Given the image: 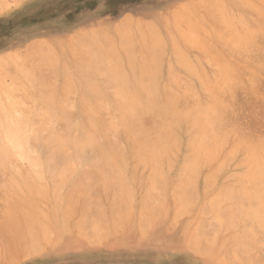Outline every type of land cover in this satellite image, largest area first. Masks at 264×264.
<instances>
[{
  "label": "bare ground",
  "instance_id": "6f19581e",
  "mask_svg": "<svg viewBox=\"0 0 264 264\" xmlns=\"http://www.w3.org/2000/svg\"><path fill=\"white\" fill-rule=\"evenodd\" d=\"M222 1L199 0L198 4L192 5L191 7L189 6L187 10L189 9L188 12L195 11L194 9L197 8L194 7L198 5L204 7L203 4L205 7L208 6L207 9L210 10V14L218 20L217 23L222 24V27H220L221 29L219 27L216 29L215 27L216 30H212L214 36L218 35L219 37V35H223L229 37V34L231 33H228L231 30L230 26H232V29L236 27L235 20L237 19H234L235 13L231 8L234 7L235 0L229 2ZM236 1L239 2V0ZM247 1L240 0V3H247ZM238 6H241V4ZM245 6H247V8L249 7V9L250 7H253V9L256 10L260 5L258 4L257 6L255 2L252 0L250 2L249 0L248 4ZM204 10H206V8ZM209 10H206V12H209ZM259 10V13L261 14L262 10ZM185 11L182 12L180 10L175 16H173L174 23L178 25V29H180L179 26H181L179 25L180 20L184 22L187 18L190 19V17L186 18L188 15H185ZM242 14H244V10L242 11L241 16ZM243 18L241 17L240 20ZM216 19H214V21ZM128 20L129 18L125 17L122 21H119L116 24V27L125 24ZM240 22L241 21H239V23ZM257 24L256 26H259L262 28L260 30H263L261 22L260 24L259 22ZM244 25H246V22H244ZM244 25L242 24V27H244ZM150 26L147 25V30H151ZM189 26L190 27L186 26L185 30L183 27L181 28L178 39L170 34L169 35L171 40L170 44L174 51L176 54H181L178 59L180 58L183 61L187 59L186 62L184 61L185 63H189L190 61L192 63L183 65L184 63L182 62V66L186 67V71H191L192 74H194L197 71V68L193 67L195 64L193 65L192 59L189 58L190 56L186 58V53L184 51H181L180 53V42L186 44L187 42H191V44L194 43L193 45L201 43L202 49H200V52L204 50V53L208 57L214 54L217 56L218 54L216 51L218 52V48H214L215 46L213 45V47V43L211 41L209 42L208 39L196 41L194 40L196 37H193L192 40L190 37V31L192 30L193 24L189 23ZM125 27L117 28V32H114L113 34L120 38V41L118 42L121 46L128 44L129 48L127 49L121 48L115 50L108 46L107 42H105L106 45H103L99 41H96L99 39L94 40L92 34L85 33L87 32L85 31V34L83 33L76 37L69 36L65 41H63V39H56L44 42L41 39V45H38L39 43L33 39L36 43L32 40L33 43H31L33 45L29 43V48L30 50L34 49L35 51L32 50V52H30L28 49V53L22 60L10 53L8 59L3 60V58L0 57L3 60H0V170L2 169L6 176L9 177L10 183H8V186H11V189H16V191L20 193L18 198L14 201L16 202V206L10 209V213L11 210L13 212L10 216L7 215V217L4 218V223L7 227L2 228H5V231H7L6 229H9L10 227V230H13V233L10 235V240L9 237H6V241L8 240L6 244H8L9 247L6 251L4 248L2 249L3 252L0 253V264L11 263L16 259L19 260L22 255L25 256L36 253L38 254L42 251L44 252L49 249L50 246H55L57 243L63 244L65 240L73 242V239H76L78 242H81V239L85 238L87 240H94L95 242H103L106 241L108 237L110 239V235H113L117 228L121 226L131 227L139 236H144L146 234L145 237L153 227H158L161 230L176 229L177 231H180L177 238L179 243L196 251H200L203 247L208 245L207 242H203V239L205 238L204 226H206L204 225V222L209 220V218L216 221L218 220L220 222L219 228L223 226L224 230L221 231V229L216 228V233L214 232L216 235L213 233L215 236L211 235L212 233H209L211 235L210 237L207 235L206 238H210V243L214 246L215 244L224 245L227 242V239H232V243L230 242L231 244H233V242H237L238 244L236 243L231 246V248L234 246H241L239 249H245L242 251V253H245L250 250L249 247L245 248V245H247V243H244L245 240L247 241L246 238H248V241L250 239L249 242L252 244L248 243L249 246H253V242L258 241L257 237L256 240H254V237L248 232L250 235H248L249 238L247 234H245V228L248 224L256 225V222H258L259 227L260 225L261 227L264 226V139L262 138L263 136H259V139L262 140L256 139L257 141L253 142V140L250 139V141L248 138H252V136L254 137L255 133L253 135L251 134L252 136L249 135L244 138L249 129L248 131H242V128L241 131L243 133L240 131L242 126L240 123H238L239 125L237 124L238 120L236 121V118L239 117L238 114H235L237 116L235 117L236 122L233 121L234 119L231 117L229 120L225 119V115L227 114L225 112H229V109L230 111H233L232 114L235 113V109L231 108H234V106H232L233 101H231V104L227 99V94L229 93L228 95H232L231 97L229 96V99L235 101L237 98L235 95L237 93L234 89L237 86H245V81L243 80V82L240 79L241 76H239L238 72L234 71V68L233 70H229L234 66L229 67V62L227 61L225 62V65L227 63L228 66L226 65L221 69H217L214 73H211V70H209V74L208 72H205L206 70L203 71V66L202 68L199 66L200 69H202L200 72L197 71V78L200 82L198 84L201 85H199V87H201V90L203 89L207 91L209 97L206 96V98L211 97V99L207 103L210 107H198L196 105L198 107L196 108L194 104L189 105V103H187V100L190 99L189 96L194 98L197 95L196 92L198 91H196V87H193L195 84L193 85L188 82L187 84L174 82V75L176 74L173 75V69H169V75L172 76V80L174 79L172 81V84H174L173 86L176 88L177 84L175 85V83H178L177 87L179 88L180 85L181 89L179 88L177 91L174 87L172 88L169 86L167 89L171 87L174 91L170 88V91L167 92L164 90L166 87H162L163 91L167 93L164 92V94H161V91L159 92L157 79L158 74L160 73L159 68L162 61L161 57L164 55L162 51L163 49L164 51L166 49V44L164 43L165 39L160 40V37L156 34L157 31H150V35L151 33H154V35H151L154 39L145 42V32V35H142V32L140 31L141 28H136V30L144 36L142 37L139 35L141 42H144L143 47H146L144 48L145 50L142 52V55H139V53L136 54L134 52V45L142 43L134 38L135 33L133 34L132 32H129V30H125ZM247 28L245 30H243L244 28L241 29L244 32H241V30L240 32L242 33L243 38H245L246 35H249L247 37L251 41V39H254L251 37V34L258 31H256L255 27V30H247ZM168 32L170 33V31ZM197 33L199 32H196L195 34ZM258 33L260 34V31ZM232 35L230 37H232ZM254 35L256 39L257 34L254 33L252 36ZM102 36L103 35L100 37ZM95 37L98 38V34H96ZM260 37H258V39ZM105 39H107L106 35L103 37V40ZM114 39L116 40V37ZM225 40L227 41V38H225ZM233 40L231 43L234 42ZM243 43L244 41L242 44ZM35 45L38 46V48H35ZM235 46L236 45H234V49H237L238 51V47L235 48ZM262 48L263 47H261V49ZM261 49L258 50L261 51ZM138 50L140 51V49ZM231 52H233V49ZM238 52L235 50L234 54L237 53V55H239ZM246 53L248 54L249 52ZM36 54L38 55V58L36 57L37 62L35 61V64H31V62L29 63L28 61H30V58H33ZM115 55H119L121 61L115 67H111L110 60ZM218 56V60H221V56ZM262 57L264 56L262 55ZM69 60L76 66L77 76L71 75L72 73L68 69ZM175 60L178 61L177 59ZM222 60H224V56ZM197 63L200 64V61ZM257 66L259 67L260 63L257 64ZM28 67H31L32 69L30 70ZM238 69L239 71L242 70L240 67H238ZM45 70H48V72ZM128 70L132 71L133 78L130 81H124L122 78ZM56 71H61L64 74L62 75L64 77V81L62 78L63 84L60 83L62 84V86L60 85L61 94L58 89L59 87L57 88L53 85H57L58 82L50 83L49 80L52 78L50 77L51 74H49L50 76L45 75V72H50L52 73V76L58 77L59 75ZM261 71L263 72L264 69ZM228 72L232 74L231 76L235 74V78L238 77L237 81H235V78L231 80V78H233L231 76L230 78H227V76H229ZM100 74L105 75V78H108V81L103 82L104 80L97 79L98 75L100 77ZM244 75L247 76L249 74ZM251 75L249 77L253 80V76L251 77ZM3 76H8L11 79L9 84L8 81L7 83L3 82ZM57 77H55V79ZM226 78L227 81H225ZM240 81H242L243 84H240ZM251 86L253 88L252 83ZM74 88H80L81 90H79V106H81L79 110L80 113L82 112V114L85 115V124L83 119L81 118V122L80 116H78L80 121L75 120V122H73L72 120L73 123L69 125L70 123L68 119L72 116L74 118L75 116L72 114L73 111H70V108L71 110L72 108H75L72 107L75 106V104L68 99V97H70L69 95L72 94L71 92L74 93ZM110 88L112 89L110 92L113 91V94L109 96L107 93L108 95L106 96L105 92ZM241 91L239 93H241ZM253 91L256 92V90ZM232 92H234L233 94H236H230ZM67 93L69 95L66 96ZM193 93L195 95H193ZM62 94L63 96H61ZM195 100L197 101L196 98ZM198 102L201 101L198 100ZM109 103L111 105H109ZM245 104L247 103L245 102ZM69 105H71V107H68ZM260 107L261 106H259V109ZM249 108L250 106L248 107V110ZM261 108L264 109L263 105ZM246 111H243L244 116H246ZM248 113L250 114V111H248ZM106 114H110L109 116L111 117L109 118L107 115L106 117L108 119H106L104 117ZM229 114L227 115L230 116ZM239 114L242 115L243 113ZM145 115L150 116V118H147L150 121L145 119ZM185 116L188 117L187 120L192 122L194 127L198 130V136L196 137V135L193 134L194 137L192 136L193 139L190 141V144H193V147L198 151L194 154L192 153L193 158L190 162L188 160V164H186L187 162H183V164L188 165V167L179 168H183L181 173L182 177L178 174L179 181H176L177 183L174 181V186H172L173 189L170 193L172 195V203L170 207L171 213L166 215V212L164 211H168L169 208L161 206L163 202L162 199L165 196H163V193L161 194V189H158L159 185L157 184L162 175L164 178L166 176H164L165 174L159 175V165L162 162V159L167 157V150L172 149L171 147L173 145L177 143L179 145V142L181 143V141H178L177 139L179 135L176 136L177 134L174 132L183 129L180 126L182 124L179 125V128H181L180 130H177L178 128L176 129V127ZM228 116L227 118H229ZM61 120L62 122L64 121L63 123L66 122V125L61 123V126L63 124L66 127L62 126L63 131L65 129L67 131H62L63 134L58 127H55V125L53 126L54 121L61 122ZM226 120L227 123H225ZM256 120L255 124L258 123V121L256 123ZM229 121L235 122L236 125L234 126V123H232V126L229 127V125H231V123L227 125ZM77 122H80V124ZM74 123L80 125H78L79 130L77 128V130L80 131V133L78 132L79 137L77 135V137H74V133L77 132L73 129V126L75 125ZM81 123L83 126H81ZM259 123L257 125H259ZM48 124L50 125L48 126ZM71 128L73 129V136ZM247 128H249V126ZM258 128L259 127H257V129ZM263 128L264 127L262 126V129ZM262 131L264 132V130ZM186 132L188 133V130ZM181 133L180 136H182ZM241 133L243 136L240 135ZM123 141L129 142V149L126 150V148L122 146ZM186 145L189 146V144ZM85 146H87V148L89 146L90 149L92 148L91 150L94 149L96 155L90 158V161L87 159L89 165L84 169L76 171L79 165L75 167L76 164L74 165L75 162H73V155H70L68 156L69 158L67 157L63 160H61L62 158L60 159L61 154H67V152L71 151L70 148H77L78 151L82 148L83 155L85 156V152L83 151V149H85L83 147ZM188 146H185V148ZM179 148L180 147H178V149ZM90 149L89 151H91ZM47 150L48 152L46 153ZM65 151L67 152L65 153ZM78 151L76 150L75 152L78 153ZM170 152H172V150H170ZM185 153L186 152L184 151L182 155ZM189 153H186V155ZM177 154H173L175 160ZM77 156L80 157L81 155H76L75 161H78ZM184 157L185 155L182 157V160ZM234 157H239L240 163L245 165V170L241 173L237 172L238 174L235 172L226 173V170H224L225 161L229 160L227 161L228 167L230 161L234 160ZM127 158L131 160L130 166H128ZM171 159L175 162L174 158L167 160L170 162ZM168 161H163V163ZM22 162L27 164L24 163L26 167L21 165L23 164ZM203 162L209 164L208 173L203 175V177L205 176L203 182L208 189V195L204 198L202 205L198 209V216L192 221V223L180 222L179 217L188 210L190 211L193 200H196L199 196L197 195L199 193L198 189L194 188L196 177L199 178L200 176V170H198V167H200L199 165ZM235 164L233 166L236 167L237 164ZM204 165L202 164V166ZM143 166H148L149 172H145L147 168L143 169ZM173 166L174 165H172V167ZM140 167L142 168L143 173L139 171ZM163 168H161V172L165 173L166 171H162ZM166 169L170 171L172 168ZM197 172L199 174H197ZM220 176L223 181L217 184L216 181ZM147 179L153 180L157 185L153 182L155 185H152L151 183L149 188H147L148 185L145 187L142 182ZM163 179H161L162 182L160 184H164ZM227 180H230V183H226ZM164 186L161 185V188L163 187L164 189ZM137 188H139V190H144V192L142 191L141 195L138 196L139 198L136 197V194H140L137 193ZM206 188L203 187V190L205 191ZM194 190L197 191V193L194 192ZM159 196L162 201L161 203L158 201ZM161 196H163V198ZM165 199L166 197L164 200ZM196 202L197 201H195V203ZM133 211H135L137 215L130 216L129 213ZM222 211L228 213V216L224 218L226 221H222L223 217L222 220L220 219V213ZM159 218L162 220L161 225L156 224ZM208 224L210 223L208 222ZM240 224L243 225L240 226ZM255 225L254 231L255 229H262H257L258 225L255 228ZM230 226L233 227V230L230 229ZM206 228H209V226ZM211 230L214 231L213 229ZM262 230L264 231V228ZM208 232L209 229L207 233ZM1 233L3 232L1 231L0 234ZM87 236L90 237L87 238ZM211 237L213 238V241L211 240ZM177 239L174 238L170 241H175ZM251 240H253V242ZM90 243L93 242L90 241ZM202 243L207 244L202 245ZM1 244L3 245V243ZM205 248H207V246ZM215 248L213 253H220L222 246H215ZM246 249L248 250L246 251ZM207 250L208 248L206 251ZM230 250L233 251L232 249ZM230 250H227L226 248L225 252L227 254L231 253L228 252ZM251 250L253 251V248ZM251 250L250 252H252ZM239 252H236L237 255ZM236 253L232 254L235 258ZM244 256H246V254H244ZM233 257L230 258L235 259ZM250 258H253V256ZM239 259H241V257ZM248 260L250 261V259Z\"/></svg>",
  "mask_w": 264,
  "mask_h": 264
},
{
  "label": "rangeland",
  "instance_id": "374dc122",
  "mask_svg": "<svg viewBox=\"0 0 264 264\" xmlns=\"http://www.w3.org/2000/svg\"><path fill=\"white\" fill-rule=\"evenodd\" d=\"M223 1L229 2L231 0H223ZM248 1H247V3L244 2L245 5L248 4ZM252 1L255 2L257 4V6H258V4L260 5L256 8V10L258 9L257 11L255 9H253V7H250V9H249V7L247 8V6H245L244 3H240V0H239V2L235 0V5H234V7H231V8H232L233 12L235 13L234 19L238 20V18H239V20H238V22H237V20H235L236 27H234L232 29V26H230V29L232 31L230 30L228 33L231 32L230 34L231 35L233 34L232 37H230L231 35L229 34L230 38L228 36H223V35L222 36L219 35L220 38L218 37V35H215L216 36V38H215L213 31H214L215 27H216V29L218 27L219 28L222 27V24L217 23L218 20L213 15L210 14V10L207 9L208 6L205 7V5L203 4L204 7H202L200 5L194 7V8H197V9L193 8L195 11L188 12L189 9L187 10V8L189 6L191 7L192 5L198 4L199 0H0V4H1L0 5V8H1L0 9V57H2L3 60L8 59V57L10 56L9 55V53H10L12 55L17 56V58H21V60H22V59H24V57L28 53L27 52L28 49L30 50L29 43H31V42L33 43V41H35V40L39 43L38 45H41L40 42L42 43V41L45 42V41H52V40H56V39H63V41H65L66 38H68L69 36L76 37L78 35H82L85 31H87L85 33L92 34V38L94 40L99 39L96 41H99L103 45H106L105 42H107L108 46H110L111 48H113L115 50H117V49L119 50L121 48L127 49V48H129L128 44H124L123 46H121L118 42V41H120V38L113 34L114 32H117V28L126 26L125 30H129V32H132L133 34L135 33L134 38L140 43H142L140 40V37H139V35H141V34L138 32V30H136V28L137 29L141 28L140 31L142 32V35L146 34V37L141 35L142 37L145 38V40H146L145 42H148V41H151L152 39H154V37L151 36L152 34L154 35V33H151V35H150V31H152V32L157 31L156 34H157V36L160 37L159 39L160 40L165 39L164 43L166 44L165 45V48H166L165 51L163 49L164 47L162 48L163 49L162 52L164 55H162L163 57H161L162 61L160 63V68H159V72L161 74L160 73H159L160 75L158 74V79H157L159 92L161 91L160 92L161 94H164L165 91L169 92L171 87L172 88L174 87V89H176L177 91L179 90V88L181 89L180 85H179V88L177 87L178 83H175V85L177 84L176 88H175V86H173L174 84H172V81L174 79H175L174 82H180L182 84H184V83L187 84V82L190 84H193V85L195 84V86H193V85L192 86L194 88L196 87V91H198V92H196L197 95L195 97L193 96L194 98L189 96L190 99L187 100L188 101L187 103H189V105L194 104V106L196 108H198V107H210V105H207V103L211 99V97L206 98V96L209 97V94H207L208 92L203 90V89L201 90V87H199L200 84H198V83H200V82L198 81L199 79L197 78L198 77L197 71L200 72L203 69V71L206 70L205 72L206 73L208 72V74L210 72L209 70H211V73H214V71H216L217 69H221L222 67H225L227 65V63L225 65L226 61L229 62V64H228L229 67H231V66H234V67H232L231 69H229V68L228 69L233 70V68H234V71L238 72L239 76H241L240 79L242 81L243 80L245 81V82L243 81L245 83V86L244 85L243 86L241 85L242 87L237 86L236 88H238V89H236V88L234 89L235 92L237 93V94L235 93L236 95L233 94L234 92L230 93V94L235 95V97H237L235 99V101L230 100L229 96L231 97L232 95H228L229 93L227 94V99L230 102L233 101V104H232V102H231V104H232V106H234V108L233 107H231V108L235 109V111H234L235 113L232 114L233 111H230V109H229L230 114H229V112H225V113L229 114L230 116H228L226 114L225 119L229 120L231 117L232 119H234L233 121H235V117H237L236 115L238 114L239 117L241 118V120L239 117H237L236 121L238 120L237 124L240 123L242 126V127L240 126L241 128L239 127L240 131L242 128H243L242 131H244V130L248 131V129H249V131L246 133L247 135L245 136V134H244V136H245L244 138L248 137L251 134L253 135L255 133L254 137L251 135L252 138L251 137L248 138L249 140L252 139L253 142H255V141H257L256 139H259V136H263L262 138L264 139V132L262 131V130H264V128L262 129V126L264 127V124H263L264 123V109L261 108L262 105L264 107V92H262V91H264V84H263L264 83V71L263 72L261 71L262 69H264V67H263L264 66L263 65L264 59H262V58H264V57H262V55L264 56V49H263L264 48V35H263L264 34L263 33L264 32V22H263L264 21V12H263L264 11V0H252ZM250 2H251V0H250ZM237 3H238V5L241 4V6H238ZM242 4L244 5V7ZM205 8H206V10H209V12H206V10H204ZM182 9H184V10H182ZM259 9L262 10L261 14L259 13V11H260ZM178 10L179 11L181 10L182 12L187 10V11H185V15L186 14L188 15V16H186V18L190 17V19H192V20H190L187 18V20H185L184 22L180 20L179 21V23H180L179 25H181V26H179L180 29H178V27H177L178 25H176V23H174L175 21L173 20L174 19L173 16H175V14L179 12ZM243 10H244V14H242V16H241V13ZM172 12H174V13H172ZM131 16H132V18H131ZM237 16H239V17H237ZM125 17L129 18V20L125 24L116 27V24L119 21H122ZM241 17L242 18L244 17L242 19L243 21L240 20ZM213 18L216 20L214 21ZM245 19H246V21H245ZM247 20H248V23H247ZM186 21H187V24H186ZM239 21H241L242 23L240 22L241 23L240 24ZM244 22H246V25L248 24L247 25L248 28L246 27V25H244ZM256 22L257 23L259 22V24L261 22L263 30H260L262 28H260L259 26L258 27L256 26V24H257ZM189 23L193 24L192 30L190 31L191 32V35H190L191 39L193 40V37H196L194 39L196 41H200L202 39H204V40L208 39L209 42L211 41L213 43L212 46L214 45L215 46V47L213 46L214 48H216V49L218 48L217 49L218 52L216 51V53L221 56L220 59L221 58L223 59V56H224L225 61L222 59L221 60L223 62L221 60H218L219 59L218 55L216 56L214 54V55H211L208 57L204 53L205 52L204 50H202V52H200L201 51L200 49H202L201 43H197V44L195 43L196 45H193L194 44L193 42H192L193 44H191V42H187V44L184 42H180V44H179L181 47L180 48L181 50H179L180 53H181V51H184L187 54L186 55L184 53L186 58L190 56L189 58L192 59L193 65L195 64V66H193V67L197 68L196 69L197 71L194 74H192L191 71L190 72L186 71L187 70L186 67H183L182 64L184 63L183 65H185V64L187 65V64H190L191 61L189 63H185L187 59L184 60L185 62L183 60H181L180 58H179L180 60L178 59V57L181 54H179V53L176 54V52L174 51L172 45L170 44V42H171L170 35H172L176 39H178L181 28L183 27L185 30L186 26L190 27ZM137 24L139 27L137 26ZM140 24H141V27H140ZM238 24H239V26H238ZM242 24L244 25V27H242ZM147 25H149V26L151 25L150 26L151 30H149V29L147 30ZM253 26L256 28V31H258V32L260 31V34L258 32H253L251 34V37L254 39H251V41L247 37L249 35H246L245 38H243V35L241 32H244L243 30H245L246 28H247V30L248 29L249 30H255ZM132 27H133V29H132ZM210 27L211 28L214 27V28L211 29ZM241 29H243V30H241ZM133 30H134V32H133ZM240 30H241V32H240ZM168 31H170V33ZM144 32H145V34H144ZM159 32H161V33H159ZM196 32H199V33L195 34ZM254 33L257 34L256 39H255V35L252 36ZM96 34H98V38L95 37ZM101 35H103V36L100 37ZM104 35H106V37H107V39H105V40H103ZM260 35H261V37H260ZM204 36H205V38H204ZM115 37H116V40L114 39ZM224 37L227 38V41L225 40ZM237 37H238V39H237ZM258 37H260V38L258 39ZM33 39H35V40H33ZM41 39H42V41H41ZM233 39H235L236 41ZM239 39H240V41H239ZM241 39L244 41L243 44H242L243 41ZM245 39H246V41H245ZM232 40L234 42L231 43ZM36 41L34 43H36ZM223 41L228 42V43H225ZM143 43L139 44V45H134L135 51L134 50L133 51L136 54L139 53V55H142V52L145 50L144 48H146V47H143ZM233 43H234V45H236L235 48L238 47L239 52L237 51V49H234ZM36 45H35V48H38V46H36ZM253 45H254V47H253ZM261 47H263L262 48L263 50L261 49ZM231 48L233 49V52H231L232 51ZM247 48H248V50H247ZM253 48H254V50H253ZM256 48H257V50H256ZM138 49H140V51ZM219 49H220V51H219ZM249 49H252L253 51L249 50ZM258 49H261V51ZM32 50H34V49H32ZM32 50H30V52H32ZM235 50H236V52H238L239 55H237V53L234 54ZM172 51H174V52H172ZM246 52H249V53L247 54ZM36 55L33 58H30V61H28V62L29 63L31 62V64L32 63L35 64L37 62V58H38V55L37 56ZM182 55H183V52H182ZM247 55H249V56H247ZM246 57L248 58V61H250V62L247 61ZM208 58H210V59H208ZM250 58H251V60H250ZM33 59H35V60H33ZM175 59H177L178 61H176ZM0 60L3 61L1 58H0ZM32 60H33V62H32ZM110 61H111V67H115L116 65L119 64V62L121 61V58L119 55H115L114 57L111 58ZM199 61H200V64L197 63ZM251 63H252V65H251ZM259 63H260V66L263 63L261 67L257 66V64H259ZM199 66L201 68L203 66V68L200 69ZM238 67H240V69L242 68V70L239 71ZM258 68H261V69H258ZM28 69L31 70L32 68L28 67ZM68 69L71 71L72 74L71 73L70 74L72 76H77L76 66L74 64H72L70 62V60L68 61ZM169 69L170 70L173 69V73H172L173 75L176 74V75H174L175 78L173 76V78H174L173 80L171 79L172 76L169 75V73H170ZM45 71L48 72V70H45ZM70 71H68V72H70ZM47 72H45V75L51 74V76L50 75L49 76L52 77L49 80L50 83H53V82L56 83V81L58 82L57 85L56 84H53V85H55L57 88L59 87L58 89L60 90V94H61L62 93L61 92V86H62L63 81H64V77L62 75H64V74L61 71H58V72L56 71V73L59 76L58 77L55 76L58 78V79L57 78L55 79V77L52 76V73H50L51 70L49 73H47ZM248 72H250V73H248ZM244 74H246V75L249 74V75L245 76ZM101 75L102 74H100V77L98 75L97 79L104 80L103 82L108 81L107 80L108 78H105L106 77L105 75H102V76ZM228 75L229 76H227V78H230V76L232 74H230L228 72ZM250 75H251V77L253 76V80H252V78L249 77ZM235 76H236L235 74L233 76H231V77H233V78H231V80H233L235 78ZM3 77L5 78V79L3 78V82L7 83V81H8V84H9L11 79L8 76H3ZM246 77H248V78H246ZM62 78H63V81H62ZM132 78H133V73L131 70H128L126 72V74L124 75V77L122 78V80L124 79V81H130ZM227 78L225 79V81H227ZM237 79H238V77L235 78V81H237ZM246 79H248V80H246ZM228 81H229V79H228ZM242 81H240V84L241 83L243 84ZM60 83H62V84H60ZM251 83L253 85V88L251 86ZM169 86H171V87L167 89V87H169ZM162 87L163 88L166 87L164 89L165 91H163ZM240 88L242 89V91ZM252 89L256 90V92L253 91ZM79 90H80V88H76V89L74 88V93L71 92L72 93V94L70 93L71 95H69L68 93L66 94V96L67 95L70 96V97H68V99H70V102L72 101L75 104V106H72L75 108H72V110L70 108V111L71 112L73 111L75 114L73 112H72V114L75 116L73 118V116L70 115L72 117H70L68 119V121L70 123V124L68 123L69 125H71V123L75 122V120L80 121L81 118L83 119L84 124L86 123L85 117H84L85 115H83L82 112L80 113V110H79V108H81V106H79V104H80L79 94H80L81 90L80 91ZM111 90L112 89L110 88L108 91L105 92L106 96L108 94H109V96H111V94H113V91L110 92ZM75 91H76V93H75ZM240 91H241V93H239ZM167 92H165V93H167ZM63 94L61 96H63ZM193 95H195V94L193 93ZM204 95H205V97H204ZM64 96H65V94H64ZM64 98H66V97H64ZM195 98L197 99V101L195 100ZM198 100L201 102H198ZM203 100L205 103L203 102ZM195 101L199 104H197ZM234 102H235V104H234ZM245 102L248 105L245 104ZM255 104H256V106H255ZM109 105H111V104L109 103ZM249 106L251 109L249 108V110H248ZM252 106H253V108H252ZM254 106L256 107V109L257 108L258 109L256 110ZM259 106H261L260 109H259ZM68 107H71V105H69ZM237 110H239V111H237ZM244 110L245 111L247 110L245 112L246 116H244V112H243ZM227 111H228V109H227ZM248 111H250V114L248 113ZM260 111L262 114L260 113ZM238 112L243 113V114L241 115ZM246 113H248V114H246ZM80 114H82V115H80ZM107 115L109 116L110 114H106L104 116L106 119H108L106 117ZM240 115L243 117H241ZM251 115L254 117H252ZM78 116H80V119ZM227 116L229 118H227ZM110 117L111 116H109V118ZM183 117H181V118H183ZM147 118H150V116L145 115V119L149 120ZM187 118L188 117L185 116V118H184L185 121H184V119H182V121H180L178 126L176 127V129L178 128L177 130H180L181 128H183V129H181L180 131H177L175 129L177 132H174L175 134H177L176 136L179 135V137L177 139H178V141H181V143L179 142L180 146L178 145V143L175 144L177 147L175 145H173L171 147L172 149H170V150H172L173 153L170 152V150L168 149L167 150L168 155L166 154L167 157L162 159V162H161L162 164L160 163V165H159V171H158L159 175L165 174L164 176H166V177L164 178V177H162L163 175L161 176V179L164 178L163 182H164L165 186H164V184H160L162 182V180L159 178L160 182H159V180H158L159 183L157 182L159 187L158 186L157 187H158V189H161L160 190L161 194L163 193L164 194L163 196H165L166 199L164 200L165 197L163 198V196H161L163 198L162 199L163 202H162L161 198L159 196L158 201L160 203L162 202L163 205L161 204V206H163L164 208H169V210H168L169 212L166 210L164 211V212H166L165 213L166 215H169L171 213L170 207H171V203H172V195L170 193L172 192V189H173L172 186H174L173 185L174 181H175V183H177L176 181H179V175H181L183 168L188 167V165L183 164V162L184 163L187 162L186 164H188L191 161V159L193 158V154L198 151L196 148L193 147V144L192 145L190 144V141L193 139L192 136L193 137H194V135H196V137L198 136V133H197L198 130L196 127H194L192 122L187 120ZM82 119H81V122H82ZM72 120H73V122H72ZM227 120L225 123H227ZM255 120H256V123H257V121H258V123L260 121L259 125H257L258 123L255 124ZM262 121H263V123H262ZM58 122L59 121H56V122L54 121L53 126L55 125V127H58L59 130H61V132H62L63 131L62 126L65 127L66 122L63 123L64 121L62 122V120H61V122H59L60 124ZM235 122L229 121V123L227 125H229L231 123V125H229V127H230V126H232V123H234L233 125L235 126L236 125ZM61 123L65 124V125L62 124V126H61ZM77 123L80 124V122H77ZM180 124H182V125H180ZM261 124H262V126H261ZM49 125L50 124H48V126ZM75 125H77V124H75ZM75 125L74 126L72 125L74 127L73 129H75L77 131L74 133V137L76 135L78 136V134L80 133V131H78L79 130L78 125L77 126H75ZM179 125L181 126V128H179L180 127ZM51 126H52V123H51ZM81 126H83L82 123H81ZM191 126H192V128H191ZM246 126L247 127L249 126V128H247ZM188 127H190V128H188ZM257 127H259V128L257 129ZM77 128H78V130H77ZM73 129L71 128L72 136H73ZM256 129H257V131H256ZM187 130H188V133L186 132ZM250 130H252V131L255 130V131L252 132ZM64 131H66V129ZM63 132H62V134H63ZM180 133L182 134V136H180ZM242 133L240 135H242ZM248 139H246V140H248ZM259 140H262V139H259ZM127 142L123 141V143H122L123 144L122 146H124L126 148V150L129 149V142H128V146H127ZM186 144H189V146ZM185 146H188V147L185 148ZM178 147H180V148L178 149ZM83 148H85V149H83V151L85 152L84 153L85 156L83 155L82 148L80 149L81 151L80 150L78 151L77 148L76 149L70 148L71 154H70V152H67L68 151L67 150V151H65V153L67 152V154L63 153V154H61V157L60 156L59 157H60V159L62 158L61 160H63L65 158H67L68 156L73 155L72 158L74 160L73 159L72 160H73V162H75L74 165L76 164L75 167H77L79 165V167H77L76 171L82 170L87 165H89V161L91 160L90 158H92L96 155V153L94 152V149L91 150L92 148L90 149L89 146H88V148H87V146H85ZM72 149L74 150V152ZM89 149L91 151H89ZM185 149H187V150H185ZM76 150L78 151V153L75 152ZM184 151L186 153H189V151H190V153L187 155H186V153L184 154L185 157L183 158V160H184L183 161L182 157L184 155H182V154L184 153ZM47 152H48V150L46 151V153ZM74 153H75V155H74ZM173 154L174 155L177 154L178 157L176 156V160H175V156H173ZM76 155H81L80 157L77 156L78 161H75ZM82 157L83 158L85 157L86 159L85 158L83 159ZM188 157H189V159H188ZM79 158L83 159V160H80ZM170 158H174L175 162H173V159H171L169 162L167 159H170ZM127 159H128L127 160L128 166H130L131 160L129 158H127ZM79 160H80V163H79ZM188 160H189V162H188ZM163 161H168V162L163 163ZM171 161H172V163H171ZM227 161H229V160H227ZM227 161H225V169H224V170H226V173L235 172L236 174H238L237 172L241 173L245 170L244 169L245 165L240 163L239 157H234L233 161H230V163L228 162L229 163L228 167H227V165H228ZM181 162H182V164H181ZM22 163L23 164H21V165L25 166L26 163L25 162H22ZM86 163H88V164H86ZM173 163H175V164H173ZM202 164L203 165L205 164V165L202 166ZM234 164L236 165V167L233 166ZM172 165H174V166L172 167ZM240 165H241V167H240ZM148 166L147 167L143 166L144 167L143 169L147 168L145 170V172H149ZM199 166L200 167H198V170H200V171L202 170V171L201 172L199 171L200 174L197 172V174H199L200 176H199V178L196 177V180H195L196 184H195V188H194V189H198L199 193L197 195H199V196H198V198L195 197V198H197L196 200H193V204H191L190 211L188 210L187 212H185L184 214H182L179 217L180 222H183V223H192V221H194L197 218L198 209L202 205L204 198L208 195V189L205 187V183L203 182L204 178H205V176L203 177V175H206V173H208L209 164L207 162H203ZM163 167L165 169L166 168H169V169L172 168V169L170 171H168L167 169L165 170ZM181 167H183V168L179 169ZM161 168H163L162 169V171L164 170L163 172H165V171L166 172L162 173ZM139 171L143 173L141 167H140ZM181 177H182V175H181ZM174 179H176V180H174ZM155 181H157V180H155ZM222 181L223 180L221 179V176H220L219 179L216 181V183L219 184ZM153 182H154L153 180L147 179L146 181H144L142 183H144L145 187H146V185H148L147 188H149L151 186L150 185L151 183H152V185L156 184L155 182H154L155 184ZM8 183H10V179L8 176H6L4 171L1 169L0 170V226H1L0 229H2V230H0V232L2 231L4 234L3 233L0 234V245H1L0 246V253L3 252V250H2L3 248L5 251H6V249H8L9 246H8V244H6V242H8V240L6 241V239H7L6 237H9V240H10V235L13 233V230H10L11 229L10 227H9V229H6L7 231L9 230L8 233H7V231H5V228H2V227H7L4 223V221H5L4 218L7 217V215L10 216V214L13 212L11 210V213H10V209L14 208V206H16V202H14V201H15V199L18 198V195H20V193L18 191H16V189H11V186H8ZM226 183H230V180H227ZM203 184H204V186H203ZM161 185L164 186V189H163V187L161 188ZM196 185H197V187H196ZM203 187L206 188L205 191L203 190ZM137 191H138L137 193H140V194H136V197L139 198L138 196H140L142 191L144 192V190H139V188H137ZM194 192L197 193V191H195V190H194ZM195 196H196V194H195ZM195 201H197V202L195 203ZM221 213L223 214V216ZM221 213H220V217H221L220 219L222 220V217H223L222 221H226V219H224V218L228 216V213H226V211H222ZM129 214H130V216L137 215V213L135 211L130 212ZM215 221L216 220L209 218V220L204 222V225H206V226H204L205 238L207 237V235H208V237H210L211 235H213V236L216 235L215 234L216 228H219L220 222L218 220L216 222ZM208 222L210 224H208ZM161 223H162V220L159 218L157 220L156 224L161 225ZM256 223H257L256 225L254 224L255 228L257 227V225L259 227L258 222H256ZM242 225L243 224H240V226H242ZM254 225L248 224L247 227L245 228V234H247V236L249 235L248 234V232H249L251 234V236L254 237V240H256V237L258 238L257 239L258 241L253 242V240H251L254 244H253V246H249V244H251V242H249L250 239L248 241V238H246V236H245V238L248 241L247 242L245 240V242H244V243H247V245H245V248L249 247L250 250L253 248V251L251 250L252 252H250V250H248V249H246V251L248 250L249 252H245V253L243 252L244 254H246L247 257L244 256V254L242 253V251L245 249H243V250H242V248L239 249L241 246H237V247L234 246L237 249L234 247L231 248V246H233L237 243V242H233V244H231L232 239L231 240L227 239V242L224 245L215 244V246H219V247L222 246V248L220 250V253L219 252L213 253V251L216 248L214 245H212V243H210V240H209L210 238H208V239L206 238V240H205V238L203 239L204 240L203 242H207L208 245H206L207 243H205V244L202 243V245L207 246V248H208L207 251H206L207 248H205L206 246L205 247L202 246L203 247L202 250L199 249L200 251H196L192 248H189V247L179 243L177 238H178V235L180 234V231H177L176 229L161 230L158 227H153L147 233V236L145 237L146 234L144 236L143 235L139 236L136 233V231L134 229H132L131 227L121 226V227L117 228L116 232L113 233V235H110V239L108 237V239H106V241H103V242H95L94 240H87L85 238L81 239L82 243L78 242V240H76V239H73V242H69V240H65V242H63V244L57 243L55 246H50L49 249L45 250L44 252L42 251L41 253H38V254L36 253V254L25 255V256L22 255L19 260L16 259L15 261H13L11 263L10 262H8V263L6 262V263L7 264H235V263L236 264H264V244H261V243H264V231L262 230L264 228V226L261 227V225H260V227L259 228L257 227V229H260V228H262V229H260V230L255 229V231H254ZM208 226H209V228H206ZM14 229H15V227H14ZM208 229H209V232L207 233ZM211 229H213L214 231H212ZM219 229H221V231H224L223 226L220 227ZM230 229L233 230V227H231ZM217 232H218V230H217ZM209 233L210 234L212 233V234L210 235ZM204 234H203V236H204ZM7 235H9V236H7ZM89 237L90 236H87V238H89ZM174 238L177 240L170 241V240H173ZM212 239L213 238L211 237V240ZM3 240H4V242H3ZM90 241L93 243H90ZM259 242H260V244H259ZM1 243H3V245ZM211 247H213V248H211ZM228 247L230 249H232L233 251H231ZM226 248H227V250H230L228 252H231V253L227 254L225 252ZM203 250H204V252H203ZM238 250L239 251L241 250L240 251L241 253ZM208 251H210V252H208ZM236 252L237 253L239 252V254L237 255ZM233 253H236V258L238 257L237 259L235 257H233V255H232ZM251 255L253 256V258H250V257H252ZM239 256L241 257V259H239L240 258ZM230 257H233L235 259H232ZM245 257H246V259H245ZM247 258L250 259V261ZM242 259H245V260H242Z\"/></svg>",
  "mask_w": 264,
  "mask_h": 264
}]
</instances>
